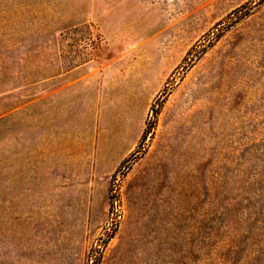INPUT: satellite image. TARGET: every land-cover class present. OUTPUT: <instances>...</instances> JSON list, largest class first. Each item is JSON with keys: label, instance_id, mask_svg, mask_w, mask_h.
<instances>
[{"label": "rangeland", "instance_id": "374dc122", "mask_svg": "<svg viewBox=\"0 0 264 264\" xmlns=\"http://www.w3.org/2000/svg\"><path fill=\"white\" fill-rule=\"evenodd\" d=\"M0 264H264V0H0Z\"/></svg>", "mask_w": 264, "mask_h": 264}]
</instances>
